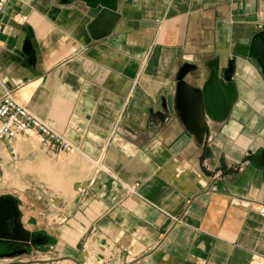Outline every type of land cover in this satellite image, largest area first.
I'll use <instances>...</instances> for the list:
<instances>
[{
	"label": "crops",
	"instance_id": "0c3cea01",
	"mask_svg": "<svg viewBox=\"0 0 264 264\" xmlns=\"http://www.w3.org/2000/svg\"><path fill=\"white\" fill-rule=\"evenodd\" d=\"M97 14L80 0H13L0 16V98L11 91L78 150L52 157L0 140V197L31 189V164L62 157L72 196L44 191L38 215L64 251L84 229L104 264H264V169L248 155L264 151L258 66L237 60L235 102L202 142L161 105L184 64L201 88L208 65L225 67L264 30V0H118L113 31L95 39Z\"/></svg>",
	"mask_w": 264,
	"mask_h": 264
},
{
	"label": "water",
	"instance_id": "95a60500",
	"mask_svg": "<svg viewBox=\"0 0 264 264\" xmlns=\"http://www.w3.org/2000/svg\"><path fill=\"white\" fill-rule=\"evenodd\" d=\"M86 6L97 11L94 24L99 28L92 32L95 39L111 33L116 21L113 20V12L117 9L118 0H80ZM18 49L30 57L33 52L31 44L27 38H22ZM253 60L260 70L264 80V30L252 35L247 45L236 46L232 57L227 65L220 67L218 60H214L208 65L209 76L201 88L189 85L185 79L190 73L196 72V67L184 64L177 73L175 93L161 100L163 109L170 114H177L185 130L194 135L199 142L207 138L208 122H221L226 119L235 99V86L232 75L236 68L238 59ZM249 160L258 168L264 169V151L254 156L249 153ZM11 207L8 202L0 205V240L6 239L7 222L11 218ZM4 256H0L3 258ZM36 263L49 264L46 261Z\"/></svg>",
	"mask_w": 264,
	"mask_h": 264
},
{
	"label": "rangeland",
	"instance_id": "374dc122",
	"mask_svg": "<svg viewBox=\"0 0 264 264\" xmlns=\"http://www.w3.org/2000/svg\"><path fill=\"white\" fill-rule=\"evenodd\" d=\"M75 157L76 155L74 154L66 156V158ZM63 159L65 158L52 159L47 157L41 159L36 164H31L30 167L24 170V173L29 174L25 179L30 180L31 189L26 193H11L8 195L12 197L18 206L23 227L31 234L48 237L47 235L50 232L49 230H45L44 222L42 223L38 215L39 198L45 196L43 193L44 191L47 193L48 198L62 197L68 199L72 196L71 185L73 181L68 170H66L67 167H63L69 163L63 162ZM80 167L82 171L91 168V166L84 161L81 163ZM68 168L70 169V167ZM0 194L5 195L6 193ZM29 208L34 210L36 215L26 224L24 216ZM75 227L80 228L77 225ZM82 230L83 235L81 234L79 240L74 245H70L75 246L72 252L70 250L64 251L65 242L59 239V231H53L54 237L52 238L55 239L53 240L48 237L49 241L47 245L41 247L33 246L25 255L16 256L14 258H0V264H33L32 262H34V264H41L36 263L37 261H46L49 264H104L97 261L92 253L89 252L87 234L84 229Z\"/></svg>",
	"mask_w": 264,
	"mask_h": 264
},
{
	"label": "built area",
	"instance_id": "2783aa9c",
	"mask_svg": "<svg viewBox=\"0 0 264 264\" xmlns=\"http://www.w3.org/2000/svg\"><path fill=\"white\" fill-rule=\"evenodd\" d=\"M12 1L0 0V16ZM19 139L52 157L78 153L77 148L63 134L34 117L15 101L11 91H5L0 98V140L12 143ZM259 212L264 217V208Z\"/></svg>",
	"mask_w": 264,
	"mask_h": 264
},
{
	"label": "flooded vegetation",
	"instance_id": "af4514ba",
	"mask_svg": "<svg viewBox=\"0 0 264 264\" xmlns=\"http://www.w3.org/2000/svg\"><path fill=\"white\" fill-rule=\"evenodd\" d=\"M8 202L11 207V218L7 222L6 239L0 240V256L14 258L27 254L33 246L47 245L49 238L46 236L31 234L22 224L18 206L11 196L0 197V205Z\"/></svg>",
	"mask_w": 264,
	"mask_h": 264
},
{
	"label": "bare ground",
	"instance_id": "6f19581e",
	"mask_svg": "<svg viewBox=\"0 0 264 264\" xmlns=\"http://www.w3.org/2000/svg\"><path fill=\"white\" fill-rule=\"evenodd\" d=\"M58 263V262H57Z\"/></svg>",
	"mask_w": 264,
	"mask_h": 264
}]
</instances>
